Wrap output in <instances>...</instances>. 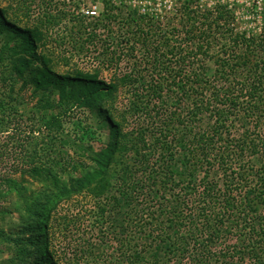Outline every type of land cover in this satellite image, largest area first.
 <instances>
[{
	"label": "trees",
	"instance_id": "obj_1",
	"mask_svg": "<svg viewBox=\"0 0 264 264\" xmlns=\"http://www.w3.org/2000/svg\"><path fill=\"white\" fill-rule=\"evenodd\" d=\"M103 5L101 29L109 36L118 21L121 51L106 43L103 62L126 65L109 82L55 72L40 26L0 7V133L13 142L6 155L19 157L0 178L11 205L0 215H19L0 232L10 255L1 264H78L100 233L113 239L102 244L113 264H264V19L249 32L227 4L181 0L166 11L179 21L170 26L156 10ZM72 21L76 40L92 39L78 34L84 20ZM29 88L40 94L36 113L22 115L19 92ZM75 109L94 113L98 128H64ZM87 142L98 144L91 155ZM26 177L37 191L27 193ZM78 197L93 203L104 232L84 228L82 206L72 212ZM75 232L81 247L57 252L55 235Z\"/></svg>",
	"mask_w": 264,
	"mask_h": 264
},
{
	"label": "rangeland",
	"instance_id": "obj_2",
	"mask_svg": "<svg viewBox=\"0 0 264 264\" xmlns=\"http://www.w3.org/2000/svg\"><path fill=\"white\" fill-rule=\"evenodd\" d=\"M93 0H80L79 2L84 4L85 6L90 4ZM133 1V0H128ZM136 3L141 4L142 6L157 8L156 13L160 16L161 23L165 24V22L171 23L170 26H179V21L175 14V11H168V8H178L179 2L181 0H134ZM140 2V3H139ZM71 3V7L68 8L66 4V0H0V7H5L7 9V15L12 19L18 21V23L22 25H39L42 31L44 32V44L46 48V53L48 56L52 57V67L53 70L59 74L64 73H72L74 70H79L84 73H98V80H102L105 82H109L113 75V73L119 72V70H125L126 65L121 63L118 67L115 65H107V62H103L102 50L105 44H112L110 46L111 52H116L115 56L118 57L121 53L117 47H114L113 44L119 42V33H120V25L115 22L112 24V28L114 29V33L107 36V33L101 29V24L97 27L88 25L89 28L86 30H82L78 34H81L80 37L87 38V34L91 33V40H76L75 36V27L74 22L72 21L74 12H71L72 8L75 11L78 10V6L76 4ZM216 3H224L229 5L232 9H234L237 15V26L246 31L257 32L261 23L264 19V0H201V4L203 7H209ZM160 10V11H159ZM27 14V16H26ZM62 14L64 16H62ZM55 18H54V17ZM76 16V15H75ZM61 18V19H59ZM90 24V23H89ZM119 25V26H118ZM167 25V24H166ZM167 30V29H166ZM5 37L0 34V47L4 44ZM73 42H76L77 45L73 46ZM82 43V49H79V45ZM13 45V42H10ZM128 48V47H127ZM126 50V49H125ZM143 53V49H139L136 47V50H133L132 56L138 58L141 57ZM133 57V58H134ZM132 58V57H130ZM208 74L212 72L214 69L213 64L210 61L206 63ZM19 88V85L16 87ZM33 89H22L20 90V94L24 98V103L18 107V111L20 114H30L33 112L35 114V106L34 102L40 97L38 93L37 96L32 97ZM124 89H120L119 92V101L123 102V99L127 96L124 93ZM69 119H66L64 123V128L71 129L72 126H78L80 122L81 125L87 124V126H91L93 129L98 128L99 120L97 116L93 113H90L87 110H79L75 109L70 115ZM67 121H69L67 123ZM26 123H23V127H26ZM29 124V123H28ZM28 126V125H27ZM26 129V128H22ZM7 133H0V178H4L8 171L14 167L13 161H16L14 158H19L16 155H6L4 152V147L13 142L8 140L6 137ZM85 148L88 150V154L91 155L92 150L98 148V144L94 143V145L87 142L84 144ZM85 154V152H83ZM85 160H88L85 158ZM17 163V162H16ZM8 176V175H7ZM18 178V177H16ZM23 186L29 191H37L40 185L36 182H32L29 178L26 177ZM13 196V195H12ZM81 203H75V209L72 212H76V210L86 209L87 215L83 218L84 228H89L92 226H98L99 230L104 232L103 229V221H99L96 219L97 217L93 215L90 211V208L93 207V203L89 202L88 198H76ZM15 198H13V201ZM74 203L71 204V206ZM11 205L0 200V209L9 208ZM18 214L14 209H9L5 214L0 215V232L4 235L9 234L13 228L15 223L18 221ZM96 217V218H95ZM98 220V221H97ZM98 222V223H97ZM101 222V223H100ZM102 228V229H101ZM98 238L95 236L93 249L91 255L89 250L86 251L84 257L79 259L78 264H113L114 258L111 251L103 250L105 244H109L113 239L110 235L99 234ZM82 235L80 232L73 233V236H69L67 233L64 235L58 234L54 237V248L58 252L61 250L60 254L64 252H71L75 248H79L82 245ZM95 242L98 243L99 247L101 246V250H97ZM101 242V243H100ZM89 243L88 245H90ZM68 244V245H67ZM4 244L0 240V264L4 259L8 258L10 255L3 251ZM64 248L66 250H64ZM85 250V249H84Z\"/></svg>",
	"mask_w": 264,
	"mask_h": 264
},
{
	"label": "built area",
	"instance_id": "obj_3",
	"mask_svg": "<svg viewBox=\"0 0 264 264\" xmlns=\"http://www.w3.org/2000/svg\"><path fill=\"white\" fill-rule=\"evenodd\" d=\"M80 0H66V4L68 8L71 7V3L74 2L73 4H76L78 6V10L75 11L73 7L71 12H74V17L75 18H80L84 20V22L87 25H92L94 27H97L101 24V15L104 11V5H103V0H93L90 4L84 5L79 2ZM111 6L114 8H137L138 12L140 14H146L149 13L150 10H156L155 6L153 7H147L142 6L141 4L136 3L134 0L133 1H128V0H107ZM140 3V2H139ZM160 11V10H159ZM76 15V16H75ZM90 23V24H89ZM91 26V27H92Z\"/></svg>",
	"mask_w": 264,
	"mask_h": 264
}]
</instances>
